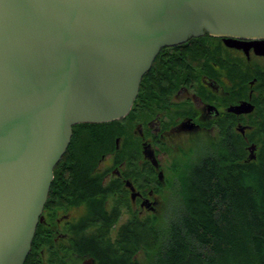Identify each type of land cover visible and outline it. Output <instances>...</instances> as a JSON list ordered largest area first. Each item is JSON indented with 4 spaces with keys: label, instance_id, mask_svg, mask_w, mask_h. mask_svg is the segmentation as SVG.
<instances>
[{
    "label": "water",
    "instance_id": "water-1",
    "mask_svg": "<svg viewBox=\"0 0 264 264\" xmlns=\"http://www.w3.org/2000/svg\"><path fill=\"white\" fill-rule=\"evenodd\" d=\"M206 34L264 55V0H0V264H24L72 126L127 116L159 50Z\"/></svg>",
    "mask_w": 264,
    "mask_h": 264
},
{
    "label": "flooded vegetation",
    "instance_id": "flooded-vegetation-1",
    "mask_svg": "<svg viewBox=\"0 0 264 264\" xmlns=\"http://www.w3.org/2000/svg\"><path fill=\"white\" fill-rule=\"evenodd\" d=\"M196 42L162 47L160 64L168 54H194ZM202 44L200 60H194L185 84L162 76L147 79L139 88L143 96L130 117L126 151L117 136L121 151L106 155L96 167L61 170L63 183L48 193L38 223L44 229L45 245L39 250L43 264H96L86 247L115 243L119 222L170 218L179 171L214 143L227 147L234 137L249 155L248 145L255 142L247 135L259 118L257 79L264 55L253 47L227 46L220 37H206ZM243 101L254 106L251 112L228 110ZM84 172L91 175L78 182L76 173Z\"/></svg>",
    "mask_w": 264,
    "mask_h": 264
},
{
    "label": "trees",
    "instance_id": "trees-1",
    "mask_svg": "<svg viewBox=\"0 0 264 264\" xmlns=\"http://www.w3.org/2000/svg\"><path fill=\"white\" fill-rule=\"evenodd\" d=\"M206 37L210 36L189 38L197 41L194 54H168L160 64L161 50L143 75L140 89L147 79L162 76L185 84L193 73L194 60H200ZM258 73L259 118L247 135L257 146L255 158L241 159L246 151L234 137L227 147L214 143L179 171V185L173 192L176 206L170 218L134 219L121 225L114 245L86 247L96 264H264V68ZM140 89L122 119L72 126L68 148L54 167L50 193L63 183L62 169L96 167L106 155L120 152L123 146L116 148L115 137L123 139V152L127 150L133 127L130 117L143 96ZM76 174L78 182L91 175ZM44 245V229L38 224L24 264H43L39 250Z\"/></svg>",
    "mask_w": 264,
    "mask_h": 264
},
{
    "label": "rangeland",
    "instance_id": "rangeland-1",
    "mask_svg": "<svg viewBox=\"0 0 264 264\" xmlns=\"http://www.w3.org/2000/svg\"><path fill=\"white\" fill-rule=\"evenodd\" d=\"M120 143H122L123 144V139L120 141ZM255 145V147H256V150H257V146H256V144H254ZM249 146V145H248ZM256 150L253 152L254 154H255V156H256ZM246 156H247V151H246ZM107 161H105V163H106ZM130 220L128 219L127 221H124V222H122V223H118L117 225V230L119 229V227L121 226V225H123V224H126V223H128ZM114 238H115V235H112L111 236V240L113 241L114 240ZM117 241V240H116ZM110 242V245H114L115 243H113V242H111V241H109Z\"/></svg>",
    "mask_w": 264,
    "mask_h": 264
}]
</instances>
